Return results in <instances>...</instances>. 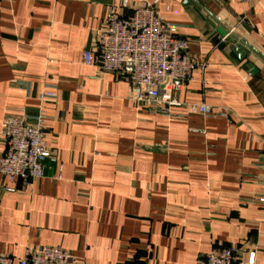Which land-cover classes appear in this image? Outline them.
Masks as SVG:
<instances>
[{"label":"crops","instance_id":"1","mask_svg":"<svg viewBox=\"0 0 264 264\" xmlns=\"http://www.w3.org/2000/svg\"><path fill=\"white\" fill-rule=\"evenodd\" d=\"M119 1L0 0V154L4 117L34 114L43 91L55 94L42 105L44 177L0 175V255L16 264L50 246L76 264H196L236 248L264 264V65L255 59L250 76L217 34L229 22L264 57V0L159 1L198 66L177 100L224 114L183 120L135 104L123 75L82 64Z\"/></svg>","mask_w":264,"mask_h":264},{"label":"built area","instance_id":"2","mask_svg":"<svg viewBox=\"0 0 264 264\" xmlns=\"http://www.w3.org/2000/svg\"><path fill=\"white\" fill-rule=\"evenodd\" d=\"M159 1L149 0L134 8L129 16L117 12V9L127 7V0H120L117 7H108L96 39L97 51H84L82 64L95 66L102 73L123 75L135 104L169 120H183L194 115L203 118L223 116L210 106L182 104L177 100L179 91L192 79L198 66L188 54V41L180 35L182 28L157 14ZM236 1L251 4L254 0ZM38 98L40 106L36 113L29 115L22 110L21 115L6 116L2 121L4 149L0 154V175L8 182L18 180L30 185L44 177L49 150L42 105L53 101L55 94L47 90ZM257 202L264 220V193ZM0 264L13 263L9 256L0 255ZM16 264L76 263L64 249L44 246L26 250ZM196 264H255V252H249L247 260L242 261L236 248H218L200 257Z\"/></svg>","mask_w":264,"mask_h":264},{"label":"water","instance_id":"3","mask_svg":"<svg viewBox=\"0 0 264 264\" xmlns=\"http://www.w3.org/2000/svg\"><path fill=\"white\" fill-rule=\"evenodd\" d=\"M217 34L232 45L231 51L238 61L246 62L247 73L250 76L257 75L258 70L253 64L254 60L258 59L264 65V57L247 43L243 35L234 30L229 22L219 24Z\"/></svg>","mask_w":264,"mask_h":264}]
</instances>
